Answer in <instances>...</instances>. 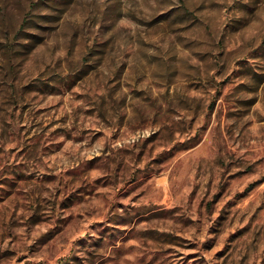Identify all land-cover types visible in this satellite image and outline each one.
Instances as JSON below:
<instances>
[{
	"label": "rangeland",
	"instance_id": "obj_1",
	"mask_svg": "<svg viewBox=\"0 0 264 264\" xmlns=\"http://www.w3.org/2000/svg\"><path fill=\"white\" fill-rule=\"evenodd\" d=\"M0 264H264V0H0Z\"/></svg>",
	"mask_w": 264,
	"mask_h": 264
}]
</instances>
